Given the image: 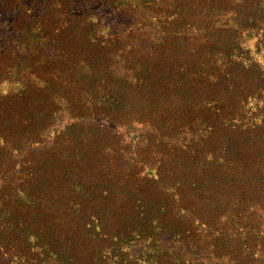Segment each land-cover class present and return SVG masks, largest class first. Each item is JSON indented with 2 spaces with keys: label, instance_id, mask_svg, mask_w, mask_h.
Masks as SVG:
<instances>
[{
  "label": "trees",
  "instance_id": "trees-1",
  "mask_svg": "<svg viewBox=\"0 0 264 264\" xmlns=\"http://www.w3.org/2000/svg\"><path fill=\"white\" fill-rule=\"evenodd\" d=\"M0 264H264V0H0Z\"/></svg>",
  "mask_w": 264,
  "mask_h": 264
},
{
  "label": "rangeland",
  "instance_id": "rangeland-1",
  "mask_svg": "<svg viewBox=\"0 0 264 264\" xmlns=\"http://www.w3.org/2000/svg\"><path fill=\"white\" fill-rule=\"evenodd\" d=\"M5 17H6V18H8V16H7V15H5Z\"/></svg>",
  "mask_w": 264,
  "mask_h": 264
}]
</instances>
